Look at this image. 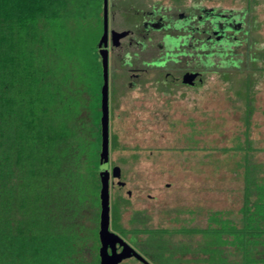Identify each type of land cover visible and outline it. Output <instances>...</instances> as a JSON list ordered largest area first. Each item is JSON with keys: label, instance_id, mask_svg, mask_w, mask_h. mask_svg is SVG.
Instances as JSON below:
<instances>
[{"label": "trees", "instance_id": "16d2710c", "mask_svg": "<svg viewBox=\"0 0 264 264\" xmlns=\"http://www.w3.org/2000/svg\"><path fill=\"white\" fill-rule=\"evenodd\" d=\"M101 2L0 0V264H99V121L105 68L108 104L114 89L113 83L109 86L108 51L97 46ZM249 13L250 4L237 22L249 23ZM92 20L99 26L94 35L86 26ZM243 31V37L231 32L204 40L200 52L196 41L188 40L186 52L167 57V68L177 64L203 75L218 73L244 107L245 140L233 149L243 153L240 226L214 216L216 226L173 230L210 236L201 246L210 255L209 264H264V183L257 181L260 166L248 138L264 48L254 47L251 32ZM128 56H121L126 57L121 70L131 64L148 68L154 59ZM126 202L119 197L110 206L112 231L129 235L145 256L160 264H175L173 254L182 247L171 249L161 242L159 236L168 230L137 226L143 224L139 213L131 219V229L122 226L120 206ZM139 233L155 246L138 243ZM226 244L235 251L224 248Z\"/></svg>", "mask_w": 264, "mask_h": 264}, {"label": "rangeland", "instance_id": "374dc122", "mask_svg": "<svg viewBox=\"0 0 264 264\" xmlns=\"http://www.w3.org/2000/svg\"><path fill=\"white\" fill-rule=\"evenodd\" d=\"M249 4V23L237 22V25L243 30L248 28L254 47L264 48V0H250V3L248 0H202L205 8L234 16V22ZM87 24L94 35L99 26L94 20ZM216 25L232 28L231 24ZM242 29L239 35H246ZM108 57L109 86L113 83L114 88L109 93V171L118 167L124 183L119 188L110 186V206L119 197L127 200L120 206V223L125 229H131V219L139 213L136 216L143 219V224L137 226L168 230L159 236L161 242L171 249L174 245L182 247L173 254L175 264H209L210 255L201 248L207 245L210 236L173 230L216 226L214 216L240 226L243 153L233 149L245 140L244 107L229 82L218 73H205L196 87L174 85L169 81L160 86L155 81L163 79V71L132 64L134 72H143L141 79L145 83L126 88L128 79L121 71L126 57H116L110 51ZM176 66L168 68L174 76L184 70ZM240 76L235 74L236 78ZM255 77L254 111L248 138L256 149L253 159L260 166L257 181L262 184L264 70L256 72ZM123 238L143 254L139 246L129 240V235ZM146 238L145 233L137 235L138 243L146 241V248L150 243L154 247V240ZM224 248L235 251L227 244ZM145 257L151 264H160L153 256ZM230 258L237 256L231 254ZM170 263L174 262L170 260ZM119 264L142 263L127 258Z\"/></svg>", "mask_w": 264, "mask_h": 264}, {"label": "flooded vegetation", "instance_id": "af4514ba", "mask_svg": "<svg viewBox=\"0 0 264 264\" xmlns=\"http://www.w3.org/2000/svg\"><path fill=\"white\" fill-rule=\"evenodd\" d=\"M102 7L103 0L100 12V36L103 31ZM107 9L108 45L105 49L110 51L112 34L116 33L122 49L121 54L116 57L135 54L140 57L147 54L154 58L148 63V68L153 71H163V79L155 81L160 86L167 81L173 83V78H180L185 73L196 74L192 84L182 82L173 84L190 87L199 86L203 77L201 71L184 69L177 76H174L172 72L168 71L167 64L171 61L167 57L179 56L186 52L185 46L188 40L196 41V50L200 52L204 40H213L231 32L238 34L242 29L237 25V21L234 22V16L224 13L225 11L205 8L202 5V0H107ZM217 23L231 24L232 28H228L227 25L220 28L219 25H216ZM111 55L113 54L111 53ZM162 57L165 59L160 60ZM156 61H160V63H156ZM131 65L121 70L122 73L124 72V77L128 79L126 88L145 83L141 79L143 72H134ZM116 251H121L119 244H116ZM141 255L148 259L144 254ZM130 258L136 259L135 257Z\"/></svg>", "mask_w": 264, "mask_h": 264}, {"label": "water", "instance_id": "95a60500", "mask_svg": "<svg viewBox=\"0 0 264 264\" xmlns=\"http://www.w3.org/2000/svg\"><path fill=\"white\" fill-rule=\"evenodd\" d=\"M103 31L98 39L97 46L106 48L108 45L107 34V0H103ZM110 51L113 55H120L122 49L116 33L112 34ZM107 53V50L105 49ZM105 55V54H104ZM106 67V65H105ZM106 69V68H105ZM104 69L103 84L100 98V153H99V220H98V257L99 264H119L124 259L135 257L143 264H151L120 235L110 229V186L119 188L124 183L120 180V169L113 167L109 171V104H108V78ZM196 74L185 73L180 78H173L172 82L178 84H192ZM197 75H199L197 73ZM116 244L121 246V251H116Z\"/></svg>", "mask_w": 264, "mask_h": 264}]
</instances>
